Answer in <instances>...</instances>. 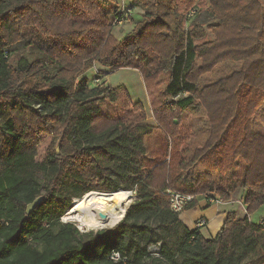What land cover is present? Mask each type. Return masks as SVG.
Here are the masks:
<instances>
[{"label":"trees","instance_id":"16d2710c","mask_svg":"<svg viewBox=\"0 0 264 264\" xmlns=\"http://www.w3.org/2000/svg\"><path fill=\"white\" fill-rule=\"evenodd\" d=\"M123 4L0 0V264H264V223L249 220L264 204V136L252 130L264 103V0ZM129 18L136 24L116 39ZM221 64L239 68L199 88ZM121 69L141 75L157 126L101 112L99 101L126 93L101 80ZM199 108L210 133L188 162L180 121L167 120ZM41 135L52 142L37 162ZM196 164L206 170L194 176ZM118 190L137 200L114 227L80 233L61 222L73 201ZM238 190L246 214L227 212L212 239L169 208L167 191L194 196L189 210L200 195L229 202Z\"/></svg>","mask_w":264,"mask_h":264},{"label":"rangeland","instance_id":"374dc122","mask_svg":"<svg viewBox=\"0 0 264 264\" xmlns=\"http://www.w3.org/2000/svg\"><path fill=\"white\" fill-rule=\"evenodd\" d=\"M122 1L128 5V0H119V4L122 8L124 5ZM126 24L120 25L115 31L112 33L113 36L120 40L122 39L130 30L133 28L134 24L131 18ZM210 33L207 32V39L210 38ZM239 68L238 64H221L217 66L211 73L203 75L201 78H199L197 86L203 87L210 83L215 82L220 77H223L225 75H228L232 71ZM98 70H100V67L96 66L92 72H88L86 74L87 77L90 79L93 78L94 75H97ZM127 70L131 69H121L117 71L116 73L112 75L106 76L104 79L101 78V80H105V84L110 87H117V86H123L126 90V93L123 91H119L115 95L114 101L110 102L107 99H102L99 101L98 106L101 110V112L105 115H107L111 119H117L120 122L131 124L134 123L136 125L140 126H157L158 123L154 119L152 106L150 104L149 98L143 99L142 101H139L136 97L142 98L141 90L145 92V87L143 85H140L138 83V79H136V75H127ZM97 71V72H96ZM164 76H160L159 79H157V82H161L164 80ZM96 83H93V85ZM92 85V84H91ZM134 85H137L139 88V91L135 90ZM142 86V89H141ZM162 88V87H161ZM158 90V89H155ZM140 92V94H138ZM154 93V92H153ZM152 93V94H153ZM155 95H153L154 97ZM168 101H170L168 99ZM140 103L142 104L141 109L138 108V106H134L135 104ZM8 114V109L6 102L2 101L0 104V122L4 120V118ZM180 121V132L185 134V139L183 143L180 146V152L182 153L183 158L185 161H190L193 157V154L196 150L201 149L206 142L207 138L209 137L210 128L206 119L205 111L202 108H199L197 110H186L183 113V116H179L176 114H173L169 119L167 120L168 123L171 121H174L175 124H177V121ZM252 130L254 133H258L264 136V103L258 108L257 113L254 115L253 121H252ZM156 134V133H155ZM155 138V135L152 137H148L145 139V146L148 147L150 144H152L153 139ZM52 142V138L49 135H41L40 136V142L37 148V162H42L46 157L47 149L50 147ZM57 144V142H56ZM55 144V147H56ZM168 161V158L166 159ZM206 170V167L202 164H196L193 166L191 170L192 175H201ZM129 192V191H127ZM131 192V191H130ZM134 193L133 199L130 201L128 206L133 204L137 200V196L135 191H132ZM92 193V192H91ZM98 193V192H96ZM206 194L200 195L204 197ZM212 196V195H210ZM236 199L240 200L243 198L242 191L238 190L236 193ZM199 198V197H198ZM102 201V200H101ZM106 205H110L107 201H102ZM76 202L73 201L71 208L75 205ZM79 211V210H78ZM77 211V212H78ZM69 212V211H68ZM68 212L64 215V217L61 218L62 223H73L71 221L66 220V216ZM256 212V211H255ZM252 213L251 215H253ZM244 216V215H243ZM253 219H256L257 216H251ZM119 220L114 224L116 225ZM75 224V223H73ZM112 225V226H114ZM76 226V224H75ZM112 226H110L112 228ZM76 228H78L76 226ZM109 227H104L101 229H106ZM100 230V229H99ZM97 230H90L88 232H95ZM206 230L203 231L205 234ZM154 252V250H151Z\"/></svg>","mask_w":264,"mask_h":264},{"label":"crops","instance_id":"0c3cea01","mask_svg":"<svg viewBox=\"0 0 264 264\" xmlns=\"http://www.w3.org/2000/svg\"><path fill=\"white\" fill-rule=\"evenodd\" d=\"M116 1L119 2V0H116ZM132 24L135 25L136 20H133ZM126 74L133 75V76L136 75L135 77L136 79H138V83L140 85H143L144 87L143 80L138 71L131 69V70H127ZM134 88L135 90L139 91V88L137 87V85H134ZM141 89H142V86H141ZM140 92H141L142 98L136 97L139 101H142L143 99L144 100L148 99L146 91L144 92L142 89ZM140 92H138V94H140ZM237 192L238 191H235L234 193L230 195L229 202H222L220 204L208 205L204 197L197 198V205L194 208L189 209V210H184L182 213H180L179 215L180 222L189 231H193L195 229L196 222L202 219L205 222V226L200 228L199 230L200 233L206 239L214 238L217 232L220 230V228L224 224L227 212L235 211L239 218L243 217V215L246 214V207L242 204V199L240 200L236 199L235 195ZM242 195L244 196V192H242ZM251 216H257V217L256 219H253ZM249 220L252 223H256V224H259L261 222L264 223V204L256 212H254L253 215L249 216ZM204 230H206L205 234L203 233Z\"/></svg>","mask_w":264,"mask_h":264},{"label":"bare ground","instance_id":"6f19581e","mask_svg":"<svg viewBox=\"0 0 264 264\" xmlns=\"http://www.w3.org/2000/svg\"><path fill=\"white\" fill-rule=\"evenodd\" d=\"M133 197V192L123 190L111 194L88 193L69 210L66 220L75 223L82 232L111 228L110 226L123 218ZM101 200L109 202L110 205L104 204Z\"/></svg>","mask_w":264,"mask_h":264},{"label":"built area","instance_id":"2783aa9c","mask_svg":"<svg viewBox=\"0 0 264 264\" xmlns=\"http://www.w3.org/2000/svg\"><path fill=\"white\" fill-rule=\"evenodd\" d=\"M123 9H124V6H122L121 10L123 11ZM122 23H123V20H120L117 22L118 25ZM167 196H168L169 208L171 209V211L176 212V213H182L185 207L195 199L194 196L182 194V193L174 192V191H167ZM205 200L208 205L220 204L223 202L220 198L212 197V196L206 197ZM204 226H205V222L202 219L198 220L195 224V228H202ZM111 259L115 262H118L120 258L117 253H113L111 256Z\"/></svg>","mask_w":264,"mask_h":264},{"label":"water","instance_id":"95a60500","mask_svg":"<svg viewBox=\"0 0 264 264\" xmlns=\"http://www.w3.org/2000/svg\"><path fill=\"white\" fill-rule=\"evenodd\" d=\"M59 145H60V140H58V142H57V144H56V147H55V150H56V152H57V154H58V149H59ZM98 193H100V192H98ZM101 194H109V193H101ZM43 200V197H38V198H36L32 203H30V204H28L27 206H26V211H25V213H26V215H29L32 211H34L38 206H39V204L41 203V201ZM129 207V206H128ZM127 207V208H128ZM127 208H126V210H127ZM126 210H125V212H126ZM124 215H125V213H124ZM124 217V216H123ZM123 219V218H122ZM121 219V220H122ZM120 220V221H121ZM119 223V222H118ZM115 226V225H114ZM114 226H112V227H114ZM78 229V228H77ZM101 230V229H100ZM78 231L80 232V233H87V232H82L81 230H79L78 229Z\"/></svg>","mask_w":264,"mask_h":264}]
</instances>
